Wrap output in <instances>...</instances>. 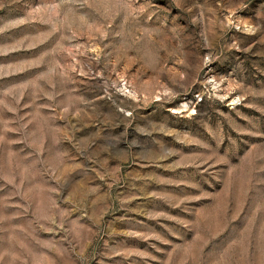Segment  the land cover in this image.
Segmentation results:
<instances>
[{
	"label": "rangeland",
	"instance_id": "1",
	"mask_svg": "<svg viewBox=\"0 0 264 264\" xmlns=\"http://www.w3.org/2000/svg\"><path fill=\"white\" fill-rule=\"evenodd\" d=\"M0 264H264V0H0Z\"/></svg>",
	"mask_w": 264,
	"mask_h": 264
}]
</instances>
